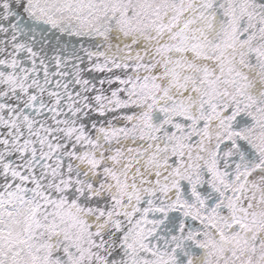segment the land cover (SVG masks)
Returning a JSON list of instances; mask_svg holds the SVG:
<instances>
[{"label":"snow or ice","instance_id":"snow-or-ice-1","mask_svg":"<svg viewBox=\"0 0 264 264\" xmlns=\"http://www.w3.org/2000/svg\"><path fill=\"white\" fill-rule=\"evenodd\" d=\"M0 264H264V0H0Z\"/></svg>","mask_w":264,"mask_h":264}]
</instances>
